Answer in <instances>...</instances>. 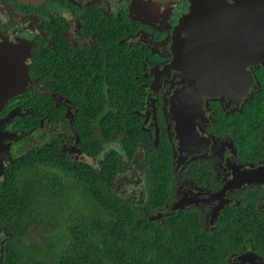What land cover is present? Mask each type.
<instances>
[{"label": "flooded vegetation", "instance_id": "flooded-vegetation-1", "mask_svg": "<svg viewBox=\"0 0 264 264\" xmlns=\"http://www.w3.org/2000/svg\"><path fill=\"white\" fill-rule=\"evenodd\" d=\"M192 1L0 0V43L21 48L28 75L24 90L0 108V180L8 164L29 149L71 165L85 162L98 167L104 149L113 147L120 155L116 180L127 169L124 162L133 161L142 185L131 191V197L119 193L140 201L149 190L144 177L147 154L150 150L161 154L166 147L164 161L167 164V153L170 161L166 181L172 192L157 216L172 212L180 198H202L177 210L193 211L201 228L213 230L237 207L245 212L254 207L263 220L251 232L259 235L257 244L246 237L227 258L232 264H264V68L259 63L241 68L235 90L206 93L192 86L187 69L174 63L171 48L173 30ZM122 22L124 34L119 31ZM121 44L127 48L125 58L117 49ZM91 50L99 52L90 61L100 65L90 66L103 68L109 63L103 70L112 73L97 78L99 92L123 61L127 77L122 84L131 91V111L141 134L132 138L129 150L118 130L99 154L90 156L84 148L77 129L81 112L77 101H85L88 81L78 86L72 80L87 76ZM81 122L86 128L87 119ZM99 124L95 120L89 124L97 137ZM5 236L3 228L0 263Z\"/></svg>", "mask_w": 264, "mask_h": 264}, {"label": "trees", "instance_id": "trees-1", "mask_svg": "<svg viewBox=\"0 0 264 264\" xmlns=\"http://www.w3.org/2000/svg\"><path fill=\"white\" fill-rule=\"evenodd\" d=\"M123 25L120 34L126 30ZM117 49L123 58L128 56L123 44ZM98 52L88 51L87 76L72 80L78 86L88 81L85 101H77L81 112L76 121L90 156L99 154L117 130L128 150L132 138L141 136L131 111V91L122 84L127 77L123 61L113 78L107 76L111 82L102 92L96 90L97 78L112 74L103 70L109 63L90 66L100 65L90 61ZM93 120L100 122L95 126L99 137L91 133ZM165 149L147 154L144 177L149 190L140 201L124 198L116 189L120 155L113 147L104 149L98 167L71 165L27 150L8 164L0 180V230L6 232L0 264H232L227 256L246 237L257 244L259 235L251 232L259 229L262 217L254 207L246 212L237 207L213 230L201 228L193 211L173 210L159 218L157 209L172 192Z\"/></svg>", "mask_w": 264, "mask_h": 264}, {"label": "water", "instance_id": "water-1", "mask_svg": "<svg viewBox=\"0 0 264 264\" xmlns=\"http://www.w3.org/2000/svg\"><path fill=\"white\" fill-rule=\"evenodd\" d=\"M188 9L173 30L171 48L192 86L206 93L235 90L241 68L257 63L264 68V0H194ZM23 56L16 44L0 43V108L26 86ZM198 200L180 198L171 209Z\"/></svg>", "mask_w": 264, "mask_h": 264}, {"label": "rangeland", "instance_id": "rangeland-1", "mask_svg": "<svg viewBox=\"0 0 264 264\" xmlns=\"http://www.w3.org/2000/svg\"><path fill=\"white\" fill-rule=\"evenodd\" d=\"M127 167L126 171H121L118 175V183L116 184V188L118 187V192L125 193L127 197H131V191L133 189L139 190L141 189V184L138 183V175L139 169L136 170V165L133 161L124 162ZM123 180V181H122Z\"/></svg>", "mask_w": 264, "mask_h": 264}]
</instances>
